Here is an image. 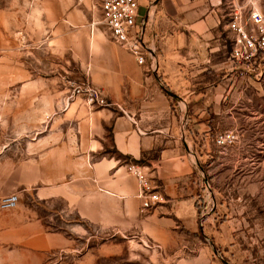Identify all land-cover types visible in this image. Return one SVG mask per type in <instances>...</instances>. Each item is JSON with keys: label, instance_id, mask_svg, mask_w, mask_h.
Returning a JSON list of instances; mask_svg holds the SVG:
<instances>
[{"label": "crops", "instance_id": "0c3cea01", "mask_svg": "<svg viewBox=\"0 0 264 264\" xmlns=\"http://www.w3.org/2000/svg\"><path fill=\"white\" fill-rule=\"evenodd\" d=\"M53 2L48 45H58L64 64L74 57L108 106L66 101L69 92L54 100L27 156L0 173V197L18 198L0 211V264H67L87 226L164 251L179 242L197 250L200 154L214 122L230 117L232 94L258 84L231 72L227 23L237 0H137L136 25L153 52L143 66L112 41L101 16L97 23L73 13L72 0ZM128 165L142 168L160 203L141 212Z\"/></svg>", "mask_w": 264, "mask_h": 264}, {"label": "rangeland", "instance_id": "374dc122", "mask_svg": "<svg viewBox=\"0 0 264 264\" xmlns=\"http://www.w3.org/2000/svg\"><path fill=\"white\" fill-rule=\"evenodd\" d=\"M100 2L72 0V11L98 23ZM252 2L264 14V0ZM58 11L53 0H0V173L27 156L33 132L45 130L39 121L47 106L88 82L74 57L64 64L58 45H48L47 19ZM230 98V117L214 122L200 154L198 249L179 242L164 251L142 237L87 226L67 264H264V79ZM228 131L235 143L217 147L216 136Z\"/></svg>", "mask_w": 264, "mask_h": 264}, {"label": "built area", "instance_id": "2783aa9c", "mask_svg": "<svg viewBox=\"0 0 264 264\" xmlns=\"http://www.w3.org/2000/svg\"><path fill=\"white\" fill-rule=\"evenodd\" d=\"M137 0H101V24L108 31L112 41L126 50L140 66L151 60L153 52L147 48L142 33L136 25ZM233 34L231 70L237 78L256 83L264 79V14L252 0H237L233 4L227 23ZM82 97L90 107H107L108 104L100 92L89 82L72 85L66 101ZM237 136L232 132H224L215 138V145L225 148L235 143ZM127 173L133 176L138 185L137 198L141 202V212L150 209L162 201L161 195L151 184L148 176L140 166L128 165ZM207 186V185H205ZM18 198L15 194L0 197V211L12 210ZM159 249V246H156Z\"/></svg>", "mask_w": 264, "mask_h": 264}]
</instances>
